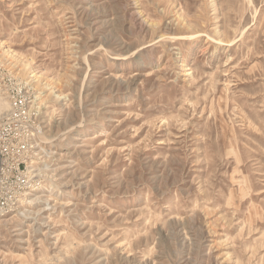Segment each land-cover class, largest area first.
<instances>
[{
    "label": "rangeland",
    "instance_id": "obj_1",
    "mask_svg": "<svg viewBox=\"0 0 264 264\" xmlns=\"http://www.w3.org/2000/svg\"><path fill=\"white\" fill-rule=\"evenodd\" d=\"M0 60L41 196L0 264H264V0H0Z\"/></svg>",
    "mask_w": 264,
    "mask_h": 264
},
{
    "label": "built area",
    "instance_id": "obj_2",
    "mask_svg": "<svg viewBox=\"0 0 264 264\" xmlns=\"http://www.w3.org/2000/svg\"><path fill=\"white\" fill-rule=\"evenodd\" d=\"M13 77L11 66L0 60V92L9 103L0 113V212L13 209L21 190L30 186L25 183L33 148L30 106L18 87L21 82L12 81Z\"/></svg>",
    "mask_w": 264,
    "mask_h": 264
},
{
    "label": "bare ground",
    "instance_id": "obj_3",
    "mask_svg": "<svg viewBox=\"0 0 264 264\" xmlns=\"http://www.w3.org/2000/svg\"><path fill=\"white\" fill-rule=\"evenodd\" d=\"M9 67H10V65H8ZM15 76V75H14ZM14 79H12V81H15V82H22V80H19L16 76L15 77H13ZM27 95H29V94H27ZM26 96V95H25ZM30 97V96H29ZM36 98H37V96H36ZM3 99H5L6 101H7V106H6V104H5V102H4V100ZM31 103H33L32 102V100H30V99H28ZM6 106V110H7V108L9 107V103H8V100H7V98L2 94V92H0V109H2V108H4ZM5 109H3V110H0V113L1 112H3V111H5ZM34 135V133L32 132V136ZM33 144H34V139H33ZM29 154H31V153H29ZM32 157H29V162L32 164L34 161H32ZM31 165H30V170L28 171V175L26 176V178H27V180L25 181V183H27V184H29V182L31 181L30 179H31V172L34 170H31ZM31 183V182H30ZM26 187H28V186H25V188ZM22 191H23V189H22ZM21 191V192H22ZM23 193V194H22ZM21 194L23 195V197H21V196H19V198H18V196H17V198H18V200H17V198H16V200H17V205H15L14 207H13V209H17V206H19L18 205V203H21V200H22V202L24 201V202H26V200H24V197L25 196H33L32 197V200H29L28 199V201L26 202V203H34V202H37V201H40L39 199H40V197L41 196H38V195H36V194H33V193H30L29 191H26V192H22ZM20 194V195H21ZM15 200V201H16ZM51 207H49V206H47V207H41V208H39L38 209V212L39 213H43L44 211H47L48 209H50ZM13 209H11V210H13ZM10 211V210H9ZM30 213V211L29 210H27V209H25V208H23L22 210H17V215H22V216H24L25 217V215H28Z\"/></svg>",
    "mask_w": 264,
    "mask_h": 264
}]
</instances>
